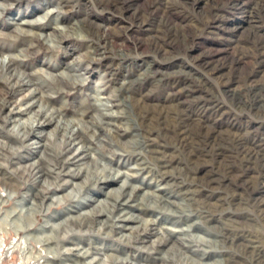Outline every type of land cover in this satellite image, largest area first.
I'll list each match as a JSON object with an SVG mask.
<instances>
[{
	"label": "rangeland",
	"instance_id": "1",
	"mask_svg": "<svg viewBox=\"0 0 264 264\" xmlns=\"http://www.w3.org/2000/svg\"><path fill=\"white\" fill-rule=\"evenodd\" d=\"M39 19L18 31V24ZM0 59L50 94V109L64 105L66 120L90 127L83 135L97 140L90 152L98 166L75 183L87 176L94 184L109 170L132 176L130 185L143 189L138 198L147 192L170 200L159 212L149 209L155 197L146 198L143 212L131 210L157 223L132 240L97 223L39 232L84 198L105 196L90 186L47 211L73 189L52 185L37 203L40 213L29 211L24 198L37 186L26 169L37 159L9 134L3 119L10 108L1 105L27 91L10 96L0 72V138L14 149H0V179L7 181L0 184V264H72L61 253L73 243L107 247L103 253L121 264H264V0H0ZM63 71L85 78V88L66 87ZM96 100L111 106V127H91L100 113ZM61 148L60 138L49 152ZM63 153L46 160L60 164L74 155ZM164 227L181 231H166L158 249L169 252V262L155 260L161 254L152 248L161 237L154 230ZM49 236L59 240L51 250L41 244Z\"/></svg>",
	"mask_w": 264,
	"mask_h": 264
},
{
	"label": "bare ground",
	"instance_id": "2",
	"mask_svg": "<svg viewBox=\"0 0 264 264\" xmlns=\"http://www.w3.org/2000/svg\"><path fill=\"white\" fill-rule=\"evenodd\" d=\"M41 21L42 19L33 22H22L21 24H18V31L24 32L21 27L38 25V22ZM56 30L60 35H66L65 29L58 28ZM52 37L53 36L51 35L47 36L46 42L52 41ZM41 38L42 36L38 37L39 40H41ZM49 47L52 49L54 48L53 44ZM0 72H4L7 75L3 81L7 85L8 92H11L10 96L15 97V95L18 96L21 95L24 91H27V95H25L20 101L14 102L7 99L1 105L7 110L10 108L8 115L3 119L4 123L11 127L9 129V134L15 137L19 144H25V146H23V149H26L30 152V154H28V158H31L33 156L34 159H37V161L35 160L30 165V167L26 169L35 175L36 182L34 183L37 186L34 194H26L24 198L23 203H31L29 211H34L36 213L39 212L37 210V203H43L44 194L47 191L53 189L52 185H54L53 187L55 188H60L61 191L69 188L73 189L71 190V192L61 198L52 199L51 203L47 207V211L50 208L63 203L65 199H71L75 197V192L82 193L84 189L90 186H92V188L94 189H98L101 192V195L105 196V198L103 199L91 196L84 198L85 201L83 200V202H77L75 203V205L67 208L62 214L52 217V220H59V224L54 226L49 225V222H46L42 229L39 230V232L44 233L49 231L52 233H58L61 228L65 226L68 227L69 225H79L81 228L87 227L88 229H90L92 228L93 223H97L100 224L101 227H106L107 229H109L111 233H117L123 239L128 238L132 240L133 235H137V237L140 238V231L150 230L148 229L149 227L157 225L156 222L152 224L149 221L142 220L139 215L133 214L131 210L137 209L138 211L143 212L146 206L144 203L146 198L152 199L153 197H155L154 205L150 206L149 209L152 212H159L158 206L160 204H166V202L170 203V200L166 197H163V195L159 196L157 194H151L147 192H145L141 198H138L136 195L137 192L143 191V189L142 187H133L130 185L129 182L132 179V176L121 175V173L119 172L114 173L109 170H104L101 175H99L96 180L93 181L94 184L91 183V180L88 179L87 176L83 184L75 183V180L81 179V177L84 176L85 173L89 175L93 166H98V160L96 156L92 155L90 152L92 143L97 140L94 138L95 136L93 137L88 135L89 139H86V137L83 135L84 131L86 133L89 132L90 127L86 126L83 122L66 120L63 113L65 108L64 105L61 106L58 110L50 109L49 103L51 99H53V97L50 94L43 93L40 87H35L36 85L33 84L32 78H28L27 76H24L23 74L13 69L11 61L0 59ZM69 72H61L58 76L59 80L65 82L66 87L71 86L72 89L85 88L87 80L82 77L71 78ZM60 94L66 95L67 92L60 90L59 95ZM96 101H98L96 105L100 113L97 120L96 118L94 119L96 122L94 121L95 123H91V127H95L96 125L111 127L112 124L108 122L112 117V115L108 113L111 111V106H109L108 103H102L101 100ZM84 114L85 113H83V116ZM50 128L51 131H47ZM1 136L2 135H0V137ZM33 138L34 141L28 143ZM60 138L62 140L61 152L53 156V154L55 153L49 152L50 146L57 142V140ZM2 139L0 138V149L2 151L8 152L9 150H14L9 147L8 144ZM72 151L74 152V155L64 160L60 164L53 160V157L55 156L58 157L60 155L61 157L62 155H64L63 152L70 153ZM47 156H53L52 161L47 162ZM43 161L46 163V166H43V164H41ZM69 166L71 168H69ZM20 169L21 168H19L18 170L20 171ZM65 170H67V172H65ZM49 179H55L57 184L50 183ZM59 182L62 184H60ZM0 184L6 186V179L1 178ZM111 184L119 186L118 188L109 190L106 186ZM105 190L108 192L106 193ZM156 191L159 192L161 190ZM111 196H114L113 201H111ZM12 197L13 195H9V198L6 202H8ZM85 208H87V210L81 213L80 211ZM72 214L78 215L74 216ZM65 215L71 216H68L67 218L62 220L63 216ZM91 220L92 222L89 223V221ZM29 226L32 228L31 221L29 222ZM173 229L164 227V233L159 229L154 230L157 232V235L159 234V236H161L152 243V248L154 250L153 253L159 255L161 254V257L155 260L169 262V260L171 259L169 252L162 253L158 249L162 246H165L168 241L166 238V231L171 232V234L181 233V231ZM183 231L189 232V230ZM126 232H129V235L125 234ZM183 242L184 247L192 249V245H190L192 243L191 240L184 237ZM58 243L59 240H57L56 237L50 238L49 236L44 239L41 238V244L50 250L57 247ZM72 246V248L66 249L61 253L64 254V256L69 261H71L72 264H105L106 262L110 264L124 263V260H121V258L119 257L103 253L107 250H110L107 247L94 249L89 246V248L86 249L79 243H73ZM97 254L105 255V260H97L96 258H92L93 255ZM127 260L128 259H125V261Z\"/></svg>",
	"mask_w": 264,
	"mask_h": 264
}]
</instances>
